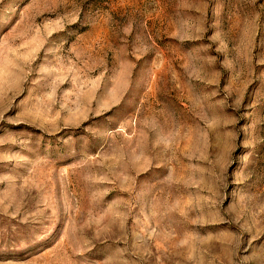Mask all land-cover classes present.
Returning a JSON list of instances; mask_svg holds the SVG:
<instances>
[{"label":"rangeland","instance_id":"1","mask_svg":"<svg viewBox=\"0 0 264 264\" xmlns=\"http://www.w3.org/2000/svg\"><path fill=\"white\" fill-rule=\"evenodd\" d=\"M0 264H264V0H0Z\"/></svg>","mask_w":264,"mask_h":264}]
</instances>
